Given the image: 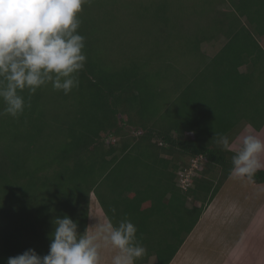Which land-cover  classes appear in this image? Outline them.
<instances>
[{
	"label": "trees",
	"instance_id": "16d2710c",
	"mask_svg": "<svg viewBox=\"0 0 264 264\" xmlns=\"http://www.w3.org/2000/svg\"><path fill=\"white\" fill-rule=\"evenodd\" d=\"M236 1L219 0L223 17L174 35L184 47L167 51L185 65L87 60L76 93L62 96L64 115L39 88L18 118L0 116V264L29 248L46 255L56 217L84 233L90 194L107 220L137 227L146 253L136 264L171 263L231 174L235 151L220 135L231 144L245 125L264 127V0H239L243 23ZM198 156L183 190L178 171ZM252 182L264 183V169Z\"/></svg>",
	"mask_w": 264,
	"mask_h": 264
},
{
	"label": "rangeland",
	"instance_id": "374dc122",
	"mask_svg": "<svg viewBox=\"0 0 264 264\" xmlns=\"http://www.w3.org/2000/svg\"><path fill=\"white\" fill-rule=\"evenodd\" d=\"M241 3L237 0L236 8ZM223 4L219 0H92L83 6L78 31L85 37L87 60L104 68L124 65L130 60L148 63V67L159 62L185 65L187 59L182 60L181 56L178 61L166 47L183 48L184 41L181 44L173 40L174 35H191L205 28L211 19L223 17L221 10L226 6ZM213 6L218 8L217 15ZM247 8L245 5L237 9L242 23L246 14L241 15V9ZM217 46L203 43L202 49L211 54ZM165 48L166 54L157 59L159 50ZM169 77L162 84L170 85L172 77ZM41 90L47 103L53 98L56 100L52 104L60 103L61 115L65 113L67 98L76 93L74 88L65 95L53 90L51 84ZM246 134L264 139V127L241 130L230 144L233 151L238 150ZM260 159L264 164V154ZM94 206L101 211L95 196L90 194L89 208ZM103 254L110 256L107 252ZM170 264H264V183L235 179L230 174Z\"/></svg>",
	"mask_w": 264,
	"mask_h": 264
},
{
	"label": "clouds",
	"instance_id": "9594fccd",
	"mask_svg": "<svg viewBox=\"0 0 264 264\" xmlns=\"http://www.w3.org/2000/svg\"><path fill=\"white\" fill-rule=\"evenodd\" d=\"M92 0H0V116L18 118L30 107L31 96L42 86L65 95L79 86L78 74L87 57L85 37L79 33L80 13ZM27 91L26 99L22 93ZM218 143L231 150L229 137ZM264 139L246 134L232 157L231 175L252 181L264 167ZM114 211V210H113ZM46 255L29 248L8 257L6 264H101L102 246L115 254L111 264H136L146 248L137 238V227L125 218L114 224L108 219L95 233L77 231L67 215L56 217Z\"/></svg>",
	"mask_w": 264,
	"mask_h": 264
},
{
	"label": "crops",
	"instance_id": "0c3cea01",
	"mask_svg": "<svg viewBox=\"0 0 264 264\" xmlns=\"http://www.w3.org/2000/svg\"><path fill=\"white\" fill-rule=\"evenodd\" d=\"M225 5L226 4H223V6H225ZM222 8H223L222 10H224V9H226V6L222 7ZM249 127L252 128L250 125L247 124L244 126L243 129L249 128ZM252 130H253V128H252ZM106 221H107V218H106L105 214L103 213L102 209L100 211V210H98L97 206L90 207L89 212H88V221H87V228L86 229L89 233H95L96 231H98L99 227L101 225H103ZM190 234H189V236H190ZM104 252H105V254H106V252L109 253L110 256H104V254H103ZM114 254H115V251L111 248V246H102V248H101V264H111V257Z\"/></svg>",
	"mask_w": 264,
	"mask_h": 264
},
{
	"label": "built area",
	"instance_id": "2783aa9c",
	"mask_svg": "<svg viewBox=\"0 0 264 264\" xmlns=\"http://www.w3.org/2000/svg\"><path fill=\"white\" fill-rule=\"evenodd\" d=\"M201 166V156L191 159L190 165L178 171L177 182L180 188L186 190L191 184L192 177Z\"/></svg>",
	"mask_w": 264,
	"mask_h": 264
}]
</instances>
